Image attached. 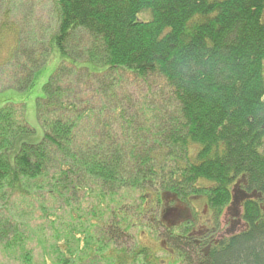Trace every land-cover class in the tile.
<instances>
[{
	"label": "trees",
	"instance_id": "1",
	"mask_svg": "<svg viewBox=\"0 0 264 264\" xmlns=\"http://www.w3.org/2000/svg\"><path fill=\"white\" fill-rule=\"evenodd\" d=\"M15 2L0 0V38L11 37L8 60L0 67L14 59L13 88L28 89L55 49L61 60L37 100L40 142H18L32 133L22 104L0 107V200L41 198L52 209L92 188L100 203L130 188L145 192L133 216L118 212L109 224L100 220L103 236L96 238L86 226L79 236L68 227L61 246L60 237L39 241L55 254L51 263L43 258L40 264H152L146 249L128 250L122 239L143 211L154 213L155 207H161L159 216L152 213L147 222L161 225L159 241L178 258L191 264H264V202L246 203V228L201 257L188 239L192 221L163 217L166 195L172 197L168 202L188 206L190 197L203 196L207 208L220 213L242 176L251 194L264 195V0H51L49 37L35 48H27L34 44L25 43L30 38L10 19ZM79 44L82 65L73 54ZM86 62L100 70L88 69ZM121 73L159 77L177 101L176 113L153 115L144 126L135 121L137 136L128 141L108 118H100L118 115L119 121L127 112L115 90ZM118 127L123 129V121ZM156 183L160 188L150 193ZM0 222L2 249H18V264H35L24 247L28 231L17 229L7 239L14 224L5 217Z\"/></svg>",
	"mask_w": 264,
	"mask_h": 264
},
{
	"label": "rangeland",
	"instance_id": "2",
	"mask_svg": "<svg viewBox=\"0 0 264 264\" xmlns=\"http://www.w3.org/2000/svg\"><path fill=\"white\" fill-rule=\"evenodd\" d=\"M15 4L17 7H14L10 19L23 28L21 30L22 34L30 38V40L25 41V43L34 44V47L30 45L27 48H35L36 42L46 41L49 37L48 32H45V28L51 23V0H24L22 3L16 0ZM141 17L147 19L148 15L142 14ZM41 33L44 35L42 38H40ZM10 42V36L7 37L5 41L0 38V63L8 60V44ZM37 48L40 49L41 44H39ZM81 51L82 44L75 45V47L73 46V54H76L79 61L77 63L79 65L83 64L81 62L83 58L80 56ZM41 52L42 51H40V53ZM60 60L61 56L55 49L48 61L34 73L33 81L26 90H17L13 88L14 82L12 74L18 73L17 68L12 65L14 59L10 60L8 66L4 64V67H0V107L8 102L22 104L24 107L23 117L28 126L32 129L31 134L20 136L18 142L36 144L42 140L43 129L40 127L37 118V100L43 98V85L47 82ZM84 66L90 70H100L99 66H92L90 62L84 63ZM116 79L119 80L121 84L120 86L117 85L115 90L116 92L118 91V97L124 100L123 103L125 108H127V112L122 115V119L119 121L116 120L120 117L118 115H114L113 117V115L106 114L102 115V117L100 116V118H108V121L112 124V129L117 132V135L122 137L125 136L127 141L137 136L136 126H133L135 121L137 124L144 126L147 125L146 119H151L153 115L154 117H152V119L161 117L164 113H176L177 101L171 93L170 87L167 86L163 79L154 77L150 80H146L125 73L117 75ZM8 84H12V88H7ZM18 108L17 106L15 110L18 111ZM122 121L123 129L118 127V122L120 123ZM88 126L89 125L85 126L84 131H87ZM156 131V125L150 126L148 134L152 135ZM17 148L18 145L15 146L12 153L9 155L11 162H13V155L17 152ZM160 186L161 185L156 183L148 191L150 193L152 191H158L155 188L159 189ZM142 191V189L133 190L130 188V191L123 192L120 198H116V196H107L105 202L101 201L100 203L96 195L98 194L97 189L95 188L94 191L92 188L89 194H87V192L85 194L83 192L81 194L78 193L75 199L76 202L74 201L72 204H67L65 200L62 201V205L60 203L55 204V207L52 209L49 200H43L41 198H37L33 201L26 198L21 201L18 197H14V199H10L5 204H3L4 202L1 199L0 219L1 217H5L9 219L11 225L14 224L15 228L8 227L7 239H11L14 231L17 229L19 232L28 231L23 235L25 237L24 247L31 251L33 263H43L44 259L46 263H51L55 255L54 253L52 254L53 250L49 249V245L43 250L39 241L49 240L53 242L55 237H60L57 242L61 246L62 239L64 238L63 229H69L68 227H74V231H76V234L79 236H82L80 232L81 230L84 231L85 226L89 228L88 230H90L91 235L96 236V238L99 235L103 236V232H101L103 224L100 220L109 224V222L113 220V216L118 212L133 216L135 214V206L143 204V195L145 192L143 193ZM145 196L149 197V195ZM116 199H118L117 202L114 201ZM195 199L198 198L195 197ZM192 200H194V197H190L191 203ZM194 202L196 205L203 207V201L197 200L193 201V203ZM57 206L60 207L56 208ZM160 209L161 207H155L153 210L154 213L151 212L152 210L143 211L140 215V223L138 225L135 223V225L129 229V237L123 235V245L128 250L136 249V251H138L146 249L152 264H191L190 260L187 262L183 257L178 258L176 255L170 254L169 251L163 249L165 248V244L159 241L162 229L161 225H155V228H152V226L148 224L147 218L149 215L155 214L154 217L157 218ZM92 211L97 214L98 221L95 220ZM203 211L204 208L200 212L201 215ZM44 212L51 214V217L44 216ZM120 216H122V214ZM91 222L94 224L93 226L89 224ZM18 224H21L22 227L18 226ZM0 240L3 242V237ZM2 242H0V264H18V249H16V253L6 251L5 249L3 250ZM139 257L141 258L143 256L139 255Z\"/></svg>",
	"mask_w": 264,
	"mask_h": 264
},
{
	"label": "flooded vegetation",
	"instance_id": "3",
	"mask_svg": "<svg viewBox=\"0 0 264 264\" xmlns=\"http://www.w3.org/2000/svg\"><path fill=\"white\" fill-rule=\"evenodd\" d=\"M253 189L248 188L247 181L240 180L233 185L230 190V198L228 202L221 209V212L216 214L207 208L205 197L192 200V203L188 206L183 201H170L172 199L170 195H166V205L163 208L164 215L169 222H174L181 219H187L192 221L191 231L188 234L192 248L195 249L198 256H207L213 245L218 243L221 239L240 234V232L246 228V224L243 221L242 213L245 208V204L248 202H255L263 204V194H251ZM251 195V197H246ZM205 199V200H204ZM203 201V207L196 205L193 201ZM262 202V203H261ZM181 204V205H180ZM184 205V206H183ZM204 208L203 214L201 211ZM207 209V210H206ZM166 251L170 254H174V250L165 247Z\"/></svg>",
	"mask_w": 264,
	"mask_h": 264
},
{
	"label": "water",
	"instance_id": "4",
	"mask_svg": "<svg viewBox=\"0 0 264 264\" xmlns=\"http://www.w3.org/2000/svg\"><path fill=\"white\" fill-rule=\"evenodd\" d=\"M246 197H251V195H249V196H246Z\"/></svg>",
	"mask_w": 264,
	"mask_h": 264
}]
</instances>
